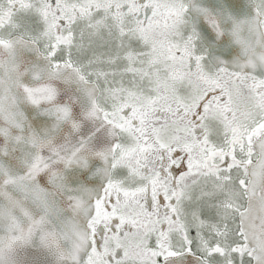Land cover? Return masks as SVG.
Returning a JSON list of instances; mask_svg holds the SVG:
<instances>
[{
  "label": "snow or ice",
  "instance_id": "obj_1",
  "mask_svg": "<svg viewBox=\"0 0 264 264\" xmlns=\"http://www.w3.org/2000/svg\"><path fill=\"white\" fill-rule=\"evenodd\" d=\"M0 264H264V0H0Z\"/></svg>",
  "mask_w": 264,
  "mask_h": 264
}]
</instances>
